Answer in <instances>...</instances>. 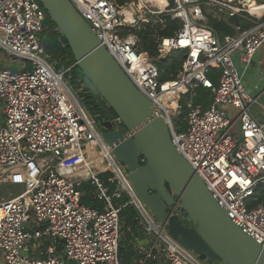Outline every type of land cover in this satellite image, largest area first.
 I'll list each match as a JSON object with an SVG mask.
<instances>
[{"label": "built area", "instance_id": "obj_1", "mask_svg": "<svg viewBox=\"0 0 264 264\" xmlns=\"http://www.w3.org/2000/svg\"><path fill=\"white\" fill-rule=\"evenodd\" d=\"M167 1L163 11L144 0L123 5L71 0L134 85L165 114L175 147L218 204L264 249V202L257 196L264 188V120L252 114L261 107L259 96H252L234 60L239 54L246 71L264 46V13L249 6L261 3ZM163 14L181 27L174 36L159 38L156 60L177 52L184 56L177 76L164 82L155 60L138 52V38L122 33ZM46 16L38 0H0V65L7 67H0L6 119L0 125V264H223L185 249L170 235V218L187 222L180 199L169 207V218L159 221L139 198L127 166L103 139L101 122L71 85L72 68L58 70L50 61L41 36ZM234 17L249 26H235L234 35L220 37L208 24L209 18ZM212 70L219 71L217 85L208 77ZM201 87L212 93L208 107L194 103ZM185 106L186 119L177 122L175 115ZM111 121L119 130L120 119ZM81 163L89 177L68 178L64 170ZM84 183L93 187L100 208L82 204ZM13 184L23 185L19 195L1 191ZM123 197L127 201L118 205ZM126 206L135 208L140 231L129 262L120 254Z\"/></svg>", "mask_w": 264, "mask_h": 264}, {"label": "water", "instance_id": "obj_2", "mask_svg": "<svg viewBox=\"0 0 264 264\" xmlns=\"http://www.w3.org/2000/svg\"><path fill=\"white\" fill-rule=\"evenodd\" d=\"M65 37L79 67L85 88L113 109L125 131L111 120L100 123L105 142L127 166L132 186L159 221L169 218L178 198L187 225L169 219V233L187 250L214 263L264 264V249L227 215L179 153L165 114L131 81L98 39L71 0H38Z\"/></svg>", "mask_w": 264, "mask_h": 264}, {"label": "trees", "instance_id": "obj_3", "mask_svg": "<svg viewBox=\"0 0 264 264\" xmlns=\"http://www.w3.org/2000/svg\"><path fill=\"white\" fill-rule=\"evenodd\" d=\"M116 1L119 5H123L125 3L133 2L134 0ZM258 1L261 4H264V0ZM46 15V21L44 23L45 28L41 33L46 53L52 63L57 62L56 68L58 70L63 68H72L70 75L72 76L73 82L81 87V84H83L82 76L68 42L60 33L57 26L51 22L47 12ZM208 24L220 37L234 35L236 33L235 26H242L243 28L249 26L248 23H246L240 17H234L228 21L224 19L217 20L209 18ZM180 27L181 22L179 20H173L170 16L163 14L161 16L151 18V22L149 24L142 25L140 29L125 28L123 29L122 33L124 36L133 34L138 38V52L147 53L155 60V63L161 72V81L164 82L177 76V73L183 68L184 56L181 52H177L168 55L164 60H156L159 55V38L174 36ZM0 67L2 69L7 68L5 64L0 65ZM10 70L14 72L17 71V66L13 65L10 67ZM67 76H69V74ZM208 77L214 82V84L217 85L219 81V71L212 70L208 73ZM84 93L87 101V107L90 109L93 115L97 117L99 123L104 120H112L117 118V115L113 109H111L105 101L101 100L100 98H94V96L88 92L87 89L84 90ZM212 100L211 91L201 87L197 90L194 103L208 107L211 105ZM187 113L188 110L185 106L183 108L182 117L187 115ZM65 174L68 178L72 179H84L88 177L85 171L67 170ZM110 175V173L101 174L100 177L102 180L107 181V178ZM110 187L114 189L115 185L110 184ZM79 190L83 193L81 200L82 204L94 208H100L102 206V202L96 198L93 187L89 183H84L81 185ZM257 196L259 202H264V188L258 189ZM126 201L127 198L123 197L119 200H116V203L121 205ZM121 216L123 237L120 244V254L123 261L129 262L132 260L134 255L133 243L140 236V231L137 226L138 222L136 220L137 212L134 207L126 206L122 209ZM202 257L206 258L205 256Z\"/></svg>", "mask_w": 264, "mask_h": 264}, {"label": "crops", "instance_id": "obj_4", "mask_svg": "<svg viewBox=\"0 0 264 264\" xmlns=\"http://www.w3.org/2000/svg\"><path fill=\"white\" fill-rule=\"evenodd\" d=\"M260 8L264 11V6H261ZM234 56V60H236L242 68V76L246 87L251 93H255L257 97L259 96L261 107L256 106L252 114L257 119L264 120V46L257 53L252 67L246 71L241 63L240 55L235 54ZM256 86H258L259 89H255ZM142 242L143 241H139V243Z\"/></svg>", "mask_w": 264, "mask_h": 264}, {"label": "rangeland", "instance_id": "obj_5", "mask_svg": "<svg viewBox=\"0 0 264 264\" xmlns=\"http://www.w3.org/2000/svg\"><path fill=\"white\" fill-rule=\"evenodd\" d=\"M148 4H149V6L151 7L152 10H154L156 8L154 5H151V3H148ZM152 18H153V16H152ZM235 63L237 65V69H238L239 73L242 75V68L240 67L239 63H237L236 60H235ZM53 65L56 67L57 66V62H53ZM70 83L73 86V88L79 93V96L81 97L80 102L82 104L87 105V101H86V98H85V95H84L85 94L84 93L85 88L82 89L80 86H78L76 83L73 82V79L71 80ZM252 96L256 97V94L255 93H252ZM252 112H254V109H252ZM182 114H183V111L180 112V113H176L175 119L177 120V122H178V120L179 121L180 120L183 121V120L186 119V115L184 117H182ZM5 121H6V119H5V116L3 114V110L0 107V125L5 124ZM238 127H240L239 124H238ZM122 128H124V127L122 126ZM22 189H23V185H21V184H13V185H5V186H3L2 189H1V191L3 193H7V195L8 194H12L13 196H17V195H19L21 193Z\"/></svg>", "mask_w": 264, "mask_h": 264}, {"label": "bare ground", "instance_id": "obj_6", "mask_svg": "<svg viewBox=\"0 0 264 264\" xmlns=\"http://www.w3.org/2000/svg\"><path fill=\"white\" fill-rule=\"evenodd\" d=\"M146 3H151V5H154L157 9H161V10H165L167 5H168V1L167 0H144ZM248 1V0H247ZM249 6H250V10L253 12H256L258 14H263L264 11L261 10V6H264V4H258L254 1H249ZM67 170H64V173H66ZM72 171H85L89 177V170L86 167V164H79L78 167H76L75 169H72ZM87 177V178H88ZM72 179V178H70ZM86 179V178H84Z\"/></svg>", "mask_w": 264, "mask_h": 264}, {"label": "flooded vegetation", "instance_id": "obj_7", "mask_svg": "<svg viewBox=\"0 0 264 264\" xmlns=\"http://www.w3.org/2000/svg\"><path fill=\"white\" fill-rule=\"evenodd\" d=\"M85 89H86V88H85ZM88 92H89V91H88ZM113 126H114V125H113ZM122 126H123V125H121V126L119 127V130L125 131V128H122ZM186 224H187V225H190V224H188L187 222H186Z\"/></svg>", "mask_w": 264, "mask_h": 264}]
</instances>
